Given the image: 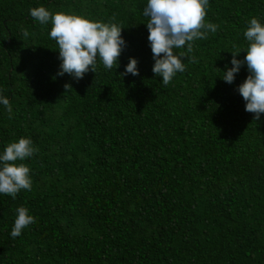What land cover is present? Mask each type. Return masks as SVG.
I'll return each instance as SVG.
<instances>
[{
  "label": "trees",
  "instance_id": "16d2710c",
  "mask_svg": "<svg viewBox=\"0 0 264 264\" xmlns=\"http://www.w3.org/2000/svg\"><path fill=\"white\" fill-rule=\"evenodd\" d=\"M147 3L0 0L12 106L0 102V154L21 137L38 148L23 161L31 190L0 194V264H264V113L245 111L246 63L233 83L221 77L248 47L250 19L264 24V0H209L218 29L167 86L152 71ZM39 6L122 25L119 66L60 75L51 21L30 15ZM131 57L139 75L122 77ZM20 206L35 222L13 238Z\"/></svg>",
  "mask_w": 264,
  "mask_h": 264
},
{
  "label": "clouds",
  "instance_id": "9594fccd",
  "mask_svg": "<svg viewBox=\"0 0 264 264\" xmlns=\"http://www.w3.org/2000/svg\"><path fill=\"white\" fill-rule=\"evenodd\" d=\"M209 6V0H148L143 15L150 18L146 24L155 61L152 71L156 77H162L165 86L178 72L185 71V59L190 63L196 62L195 57L189 56L194 50V41L207 39L208 32L217 31V24L205 21ZM30 15L42 25L51 21L50 37L56 41L62 61L60 75L68 73L77 80L82 79L90 68L96 72L97 59L106 69L119 66V58L126 47L122 25L92 20L75 13L52 14L44 6L32 8ZM22 35L25 39L29 36L26 28L22 29ZM244 35L249 42L248 47L244 50L234 47L231 51L232 67L223 71L221 77L231 84L242 65L247 64L249 75L238 86V91L246 102L245 111L254 113V120L258 121L264 113V24L252 17ZM174 48L185 50L174 53ZM245 50L247 55L243 60L237 59ZM127 74L139 75L137 58L131 57L120 75ZM70 88L73 89L70 83L65 85L66 91ZM0 102L11 113L9 99L0 95ZM36 152L38 148L30 137H21L6 146L0 154V194L15 198L20 190H31L30 167L23 161ZM16 211L11 231L13 238L35 222L27 207L20 206Z\"/></svg>",
  "mask_w": 264,
  "mask_h": 264
}]
</instances>
